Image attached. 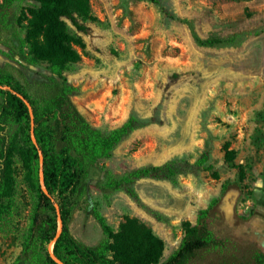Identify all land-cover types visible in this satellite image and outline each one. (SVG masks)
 Here are the masks:
<instances>
[{
	"label": "rangeland",
	"instance_id": "obj_1",
	"mask_svg": "<svg viewBox=\"0 0 264 264\" xmlns=\"http://www.w3.org/2000/svg\"><path fill=\"white\" fill-rule=\"evenodd\" d=\"M88 14L74 16L88 31L78 32L65 18L66 34L79 56L64 72L80 88L72 102L94 127L110 131L130 115L155 117L160 124L132 132L88 170L71 197V236L88 247L105 239L96 209L113 234L133 220L163 244L160 263L180 247L187 222L202 237L201 226L216 246L200 251L188 264H216L229 257L264 264V0H86ZM33 0H0L8 30H0V68L20 83L51 84L47 61L30 58L27 40ZM162 10H165L164 13ZM195 37L235 43L206 48ZM42 88H40V91ZM0 130V264H34L23 253L37 199L19 153L2 175L5 144L15 134ZM208 154L194 174L169 182L143 179L135 184L140 199L163 214L155 221L122 192L104 187L108 173L122 175L175 157L194 163ZM9 190L8 195L1 192ZM47 211L58 215L57 209ZM205 212V217L199 212ZM60 222L58 221V230ZM52 253V243L48 246Z\"/></svg>",
	"mask_w": 264,
	"mask_h": 264
},
{
	"label": "trees",
	"instance_id": "obj_2",
	"mask_svg": "<svg viewBox=\"0 0 264 264\" xmlns=\"http://www.w3.org/2000/svg\"><path fill=\"white\" fill-rule=\"evenodd\" d=\"M33 1L39 7L37 11H31L28 20L27 40L32 56H21L17 62L24 66V63L47 61V70L54 79L51 84L35 83L34 91L30 92L32 86L27 82L20 83L10 72L0 68V130H16L1 153L6 162L2 175L8 182L10 159L15 152L19 153L27 181L37 199L32 221L35 230H31L23 242V253L29 254L34 264H188L200 251L214 248L216 239L204 224L200 237L195 228L185 222V235L179 249L160 263L163 244L149 230L129 220L113 234L96 209H93V215L105 239L88 247L71 236L69 222L74 210L71 197L87 179L89 168L98 160L111 157L113 150L132 132L161 122L155 117L140 120L130 115L121 126L110 131L92 126L72 102L80 88L68 82L64 74L67 64L79 59L72 45L81 43L66 34L61 21L65 18L78 32L86 33L88 28L74 16V9L88 14V3L86 0ZM144 1L157 4L156 0ZM9 27L0 14V30ZM194 39L198 46L206 48L236 41L234 37ZM207 157L205 154L194 163L175 157L163 164L145 165L119 176L108 173L104 187L111 192L124 193L148 216L166 224L168 219L163 214L143 203L135 184L150 179L169 182L178 188V178L194 174L206 163ZM1 193V196L8 195L9 190ZM54 207L58 215L50 216L47 211L55 212ZM199 216L205 217V212H199ZM51 243L52 253L48 248ZM259 259L256 263L263 264ZM216 264L248 263L229 257Z\"/></svg>",
	"mask_w": 264,
	"mask_h": 264
}]
</instances>
